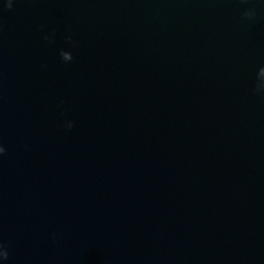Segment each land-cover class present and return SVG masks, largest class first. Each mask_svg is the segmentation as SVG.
I'll return each mask as SVG.
<instances>
[{
  "label": "water",
  "instance_id": "obj_1",
  "mask_svg": "<svg viewBox=\"0 0 264 264\" xmlns=\"http://www.w3.org/2000/svg\"><path fill=\"white\" fill-rule=\"evenodd\" d=\"M6 3L4 264H264V0Z\"/></svg>",
  "mask_w": 264,
  "mask_h": 264
},
{
  "label": "clouds",
  "instance_id": "obj_2",
  "mask_svg": "<svg viewBox=\"0 0 264 264\" xmlns=\"http://www.w3.org/2000/svg\"><path fill=\"white\" fill-rule=\"evenodd\" d=\"M6 7H13V0H7ZM256 16V11L254 8H245L242 12V17L244 18H254ZM43 27V25L41 26ZM69 39H72V36L69 35ZM261 71L257 74V79L255 82V91L257 94L264 95V66H261ZM65 126L69 129L73 127V122L65 124ZM6 152V147L3 143H0V155ZM55 239V237H53ZM9 257V251L5 244L0 241V264H4V262Z\"/></svg>",
  "mask_w": 264,
  "mask_h": 264
}]
</instances>
